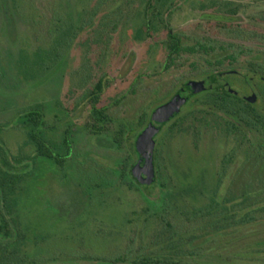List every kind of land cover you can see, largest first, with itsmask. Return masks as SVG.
<instances>
[{
	"label": "rangeland",
	"instance_id": "rangeland-1",
	"mask_svg": "<svg viewBox=\"0 0 264 264\" xmlns=\"http://www.w3.org/2000/svg\"><path fill=\"white\" fill-rule=\"evenodd\" d=\"M58 1L75 21L79 19L80 8H87L89 12L94 4V0ZM116 1L118 4L103 6L101 13L89 24L92 27L102 23L105 29L115 22L118 27L111 35L103 33L101 55L92 56L95 64L88 77H81L82 73H79L81 55L69 51L49 71L39 72L33 80L26 81L18 62L26 55L25 50L31 53L43 41L23 40L25 24L13 15L10 0H0V124L4 127L3 139L10 156L31 153L29 146L23 145L25 136L21 131L20 114L33 106L42 107L46 123L44 131L49 133V137L58 141L67 127L72 130V150L62 167L40 158L34 163L25 162L15 170L17 175L23 176L18 208L20 221L30 229L31 240L37 241L28 249L30 258L53 257L56 259L51 264H68L70 257L76 254H105L119 248L115 235L123 229L125 214L138 211L144 204L143 190L130 192L117 186L118 166L126 157V151L124 144L119 151L113 149L111 137L120 123H129L128 129L135 130L140 116L150 115L185 81L193 80L192 84L205 82L208 90L218 88L244 96L250 93V85L243 74L248 69L250 58L264 47L240 32H223L212 25L188 24L197 17L198 7L210 0H170L173 7L169 10L172 13L169 24L173 32L181 35L182 44L191 46L197 41L211 40L224 47L229 44L240 46L250 53L239 57L234 64L229 65L226 61L219 68L207 64L205 60L209 59L206 55L181 54L169 69L133 82L137 77L159 71L165 52L160 46L162 40L150 39L142 43L127 40L128 37L133 38L136 27L140 25L137 11L142 1L134 0L132 4L130 0ZM235 1L239 4L238 0ZM248 1L247 14L262 13L260 17H264V0ZM113 5L115 13L111 14L107 9ZM22 12L30 13L27 8ZM246 27L264 35V19ZM164 35L159 32L152 36L160 38ZM28 58L32 59L30 55ZM214 70L219 73H212ZM202 74L205 75L200 77ZM101 76L107 82L101 104L108 107L113 123L103 136L95 137L84 129L89 114L83 94ZM257 76L264 79L262 74L257 73ZM256 84L261 93L256 106L264 107V86L259 82ZM122 94L126 95L125 98L118 105H113L112 100ZM251 99L255 101L256 98ZM203 100L202 96L198 97L192 105L199 108ZM189 110L190 102L182 108L180 117ZM211 117L207 116L205 120L210 124L207 127L200 121L194 122L199 131L197 137L193 133L170 134V123L154 139V170L158 168L163 177L181 178L187 185H211L226 149V141L217 130L223 128V124L219 118L211 122ZM248 139L253 140V135L248 134ZM241 161L240 158L233 168L239 167ZM228 241L229 245H221L224 250L215 252V255L201 256L196 261L188 260L189 264H264V223L248 226Z\"/></svg>",
	"mask_w": 264,
	"mask_h": 264
},
{
	"label": "trees",
	"instance_id": "trees-1",
	"mask_svg": "<svg viewBox=\"0 0 264 264\" xmlns=\"http://www.w3.org/2000/svg\"><path fill=\"white\" fill-rule=\"evenodd\" d=\"M133 1L130 0V4ZM141 1L137 11L140 25L133 36L137 40H131L134 43H142L146 41L142 38L158 31L152 22L161 19L164 5L162 0ZM93 3L89 12L87 8H80L79 19L75 21L65 13L58 0H10L13 15L26 26L23 40L43 41L42 47H36L31 53L25 50L26 55L24 53L25 56L18 62L26 81L33 80L39 72L49 71L69 51L81 55V77L89 76L95 64L92 56L101 55L102 52L103 33L111 35L118 27L115 22L105 29L102 23L89 27L103 6L118 4V1L94 0ZM113 7L115 5L107 9L111 14L115 13ZM24 8L30 13L22 12ZM263 19L261 17V21ZM234 31L242 33V30ZM254 37L260 40H253ZM172 39L160 43L165 52L166 70L181 54L206 55L209 60L205 62L219 68L226 61L231 65L245 53H250V50L245 52L243 47L232 44L224 47L211 40L186 46L175 36ZM250 39L264 47V35L253 29ZM261 49L247 62V68L264 75V49ZM29 55L32 59L28 58ZM106 84L105 77L101 76L83 94L89 114L84 129L95 137L103 136L113 123L108 107L101 104ZM125 96L122 94L114 98L112 104L118 105ZM199 96L204 98L201 108H190V112L172 123L168 132L193 133L197 137L199 131L194 122L200 121L207 127L210 126L205 121L207 116H212L213 123L218 118L221 120L223 128L217 130L226 141V149L219 160L212 184L187 185L181 178L163 177L158 168L154 172L153 183L140 184L133 172L137 163L135 142L142 132L136 133V130L146 126L150 115L140 116L135 130L128 129L131 126L129 123H120L111 137L113 149L119 151L124 144L126 151V157L118 166L117 186L130 192L140 193L143 190L144 193L140 195L144 204L138 211L125 214L123 229L115 235L119 248L105 254H76L70 257L68 264H189L188 260L196 261L201 256L215 255V252L224 250L225 247L221 245H229L228 240L239 235L246 227L264 223V113L241 97L221 89L203 91L196 97ZM20 119L21 131L25 136L23 145L29 146V155L21 152L16 157L10 156L3 139L4 127L0 124V264H51L56 258L28 256L30 245L37 241L34 238L31 240L30 229L20 221L18 208L23 176L17 175L15 170L25 162L34 163L40 158L62 167L72 150V130L70 126L67 127L58 141L49 137V133L44 131V112L39 105L20 114ZM248 134L253 135V140L248 139ZM240 158L239 167L234 169ZM155 161L154 150L153 164Z\"/></svg>",
	"mask_w": 264,
	"mask_h": 264
},
{
	"label": "flooded vegetation",
	"instance_id": "flooded-vegetation-1",
	"mask_svg": "<svg viewBox=\"0 0 264 264\" xmlns=\"http://www.w3.org/2000/svg\"><path fill=\"white\" fill-rule=\"evenodd\" d=\"M162 1H163L164 5L162 7L161 19L154 23V27L157 28L158 31H156L155 33H152L151 36H149V37L142 38L141 40H150V39H153V40H173L172 39L173 36L176 37V40H182L181 35L176 33V32H173L172 27L169 24V19H170L171 14H172V13H170L169 10H170V8L173 7V4L169 3L170 0H162ZM250 1L252 2L253 0H250ZM235 2H236L235 0H210V2H208V3L204 2V4L200 5L198 7V9H197V14H198L197 17L192 19L190 22H188V24L189 23H193L194 25H200V24H204V25H207V26L212 25L213 28L219 29V30H221L223 32H225V30H226V31H230V32L233 33V31L235 29H237L238 31L242 30V35L245 38L250 39L251 30L248 27H246V26H249L252 23H255V24L260 23L261 22V17L260 16H261L262 13L261 14L260 13L252 14V15L251 14H247L246 6H247V4L249 2L248 0H244V2L243 1L241 2V0H238L239 4H237V3L235 4ZM246 15H247V17H246ZM159 32L165 33V35L160 37V38L152 36L153 34L156 35ZM167 34H168V37H167ZM127 40H137V39L128 37ZM253 40H260V38L257 39L256 37H254ZM164 61H165V59H164ZM164 67H165V63L163 62L162 67L160 68L159 71H156L153 74L143 75L140 78L153 77L156 74H158L159 72H162V71L166 70V69H164ZM213 72L219 73V72H217V70L212 71V73ZM244 73H245V74H243L244 77H245L244 79L246 81H248V83L250 85V93L247 94L246 96H249L250 94H251L250 96L253 95L254 98H256L254 103H252L250 101H246L245 100L246 96H244L245 94H234V93H232V94L241 97L244 101H246V102L250 103L251 105L255 106L257 109H260V111L262 112L264 107L262 106L263 107L262 108V107H257L256 106V103L258 102V99H261V93L258 90V85L256 84V82H259L260 84H262L264 86V79L258 77L257 73H253L249 69H247ZM204 75L205 74H202V76H200V77H203ZM137 81H139L138 78H135L133 80V82H137ZM192 82H193V80L192 81L183 82V84L180 87H178L177 89H174L173 93L165 100V102L163 104L167 103L177 92L185 89L187 87V85L192 84ZM198 83H201V82L199 81V82H195L193 84H198ZM208 91H212V90L210 89ZM208 91L205 90L204 92H208ZM226 92H228V91H226ZM200 93H202V92H200ZM200 93L190 97L187 100V102L181 107L179 113L173 119L168 121L164 125V127L165 126L168 127L170 123H173L178 117H180L179 114H180L182 108L188 102H190V108L197 109L198 107L193 106L192 103H193V101H195L198 98L196 96L199 95ZM163 104H161V105H163ZM202 104L203 103H201V106H202ZM161 105L159 104V106H161ZM199 108H201V107H199ZM164 127L156 135V137L159 136V134L163 132ZM144 128H142V130ZM154 144H155V141H154V143L152 145V148H151L152 154L154 152ZM154 172H155V170H154Z\"/></svg>",
	"mask_w": 264,
	"mask_h": 264
},
{
	"label": "water",
	"instance_id": "water-1",
	"mask_svg": "<svg viewBox=\"0 0 264 264\" xmlns=\"http://www.w3.org/2000/svg\"><path fill=\"white\" fill-rule=\"evenodd\" d=\"M208 89L205 82L189 84L185 89L177 92L167 103L157 107L151 113L145 128L138 135L135 142L137 163L133 172L136 174L137 181L140 184L150 185L155 180L151 148L156 135L168 121L179 113L181 107L190 97ZM250 95L246 96L245 100L253 103L254 100L251 98L254 96Z\"/></svg>",
	"mask_w": 264,
	"mask_h": 264
}]
</instances>
